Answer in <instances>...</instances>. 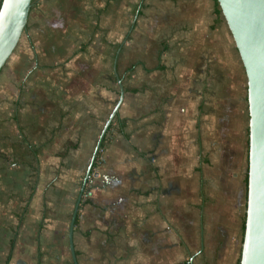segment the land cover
<instances>
[{"label":"crops","instance_id":"obj_1","mask_svg":"<svg viewBox=\"0 0 264 264\" xmlns=\"http://www.w3.org/2000/svg\"><path fill=\"white\" fill-rule=\"evenodd\" d=\"M118 81L77 263L238 264L246 77L215 0H32L0 72V264H72Z\"/></svg>","mask_w":264,"mask_h":264},{"label":"water","instance_id":"obj_2","mask_svg":"<svg viewBox=\"0 0 264 264\" xmlns=\"http://www.w3.org/2000/svg\"><path fill=\"white\" fill-rule=\"evenodd\" d=\"M230 33L246 77V206L238 264H264V0H215ZM32 0L0 1V70L24 32ZM119 97L95 142L68 225L72 264H78L72 237L83 190L106 131L123 99Z\"/></svg>","mask_w":264,"mask_h":264},{"label":"trees","instance_id":"obj_3","mask_svg":"<svg viewBox=\"0 0 264 264\" xmlns=\"http://www.w3.org/2000/svg\"><path fill=\"white\" fill-rule=\"evenodd\" d=\"M0 1H1V0H0ZM215 5H216V12H217V13H220V10H219V8H218V6H217L216 1H215ZM0 71H1V70H0ZM111 126H112V125L110 124V126L108 127V130H110ZM119 126H121V125H119ZM102 144H103V143H102ZM246 145H247V140H246ZM98 156H99V153L97 154L96 160H95V162L93 163L92 170H93V169L96 167V165H97V162H98ZM246 182H247V176H246V174H245V178H244V184H245V186H246ZM88 191H89L88 186L85 185L84 190H83V195H85ZM76 223H77V216H76V219H75V224H76ZM10 257H11V254L9 253L8 256H7V260H9Z\"/></svg>","mask_w":264,"mask_h":264},{"label":"rangeland","instance_id":"obj_4","mask_svg":"<svg viewBox=\"0 0 264 264\" xmlns=\"http://www.w3.org/2000/svg\"><path fill=\"white\" fill-rule=\"evenodd\" d=\"M24 33V32H23ZM23 33L21 34V37L20 38H22V36H23ZM20 40V39H19ZM18 43H19V41H18ZM18 43H17V45H18ZM16 45V46H17ZM7 62V61H6ZM6 62H5V64H4V66L2 67V69L5 67V65H6ZM1 69V70H2ZM1 72V71H0ZM237 104V103H236ZM241 105H243V102L241 101ZM242 108H243V106L241 107V110H242ZM237 147H238V145H237ZM238 149V148H237ZM241 158H242V151H241ZM240 165H241V169H243V162L242 161H240ZM242 171V170H241ZM242 177V176H241Z\"/></svg>","mask_w":264,"mask_h":264}]
</instances>
